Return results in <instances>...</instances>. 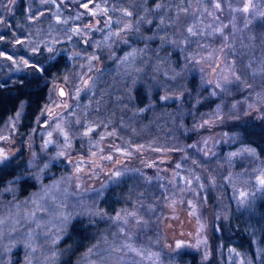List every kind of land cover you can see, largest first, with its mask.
<instances>
[{
    "label": "rangeland",
    "instance_id": "374dc122",
    "mask_svg": "<svg viewBox=\"0 0 264 264\" xmlns=\"http://www.w3.org/2000/svg\"><path fill=\"white\" fill-rule=\"evenodd\" d=\"M58 56L37 116L22 101L0 126V166L22 165L0 187V264L211 261L213 222L264 188L235 129L264 121V0H0V82ZM137 84L153 101L131 116ZM148 107L163 125L133 129ZM72 225L91 240L75 256Z\"/></svg>",
    "mask_w": 264,
    "mask_h": 264
},
{
    "label": "trees",
    "instance_id": "16d2710c",
    "mask_svg": "<svg viewBox=\"0 0 264 264\" xmlns=\"http://www.w3.org/2000/svg\"><path fill=\"white\" fill-rule=\"evenodd\" d=\"M147 1L149 6H154L156 3L166 0ZM61 57L58 56L56 60L49 63L44 62L40 68L34 64V66L30 67V74L28 75L21 74L13 78V81L5 80L0 82V126L7 117L17 110L18 105L22 101L26 102L24 122L32 121L37 116L47 93L46 86L42 85V78L49 75L50 72L58 70V68L62 69L65 67ZM191 83L192 85L194 84V82ZM204 94L205 91H198L196 94L197 99H202ZM148 95L143 84L135 85L132 90V98L129 100L130 106L127 114L129 113L132 116L133 114L131 113L136 111L135 109L138 105H148L153 101V98L148 97ZM215 101L212 99L210 102L209 100L208 104L212 106ZM205 106V102H198L196 111L203 110ZM148 108V113L136 119L134 124V120L131 118L130 120L134 126L135 124L138 126L139 124L147 125L150 132L155 129L159 130L163 124H160L161 121L158 118H161L164 112ZM235 125L242 143L252 146L260 155L264 156V121L248 118L243 123ZM138 126L133 127V129H137ZM21 166L16 161L0 166V187L15 177ZM229 208L228 216L222 217L217 223L213 222L212 224L211 242L214 258L207 263H201L197 254L182 252L178 256L179 258H176V262H181L182 264H220L217 255L221 254L224 256L227 248L231 247L235 251L246 255L251 264H264V188L246 206L235 208L234 205H230ZM212 213L215 214V210ZM89 237L88 234H83V231L77 229L76 225H72L65 239V243L71 248L70 255L75 256L80 253L86 244L91 241Z\"/></svg>",
    "mask_w": 264,
    "mask_h": 264
},
{
    "label": "water",
    "instance_id": "95a60500",
    "mask_svg": "<svg viewBox=\"0 0 264 264\" xmlns=\"http://www.w3.org/2000/svg\"><path fill=\"white\" fill-rule=\"evenodd\" d=\"M63 93V94H62ZM58 94L61 96V97H65L66 96V91L64 90V88L61 86L59 87L58 89Z\"/></svg>",
    "mask_w": 264,
    "mask_h": 264
},
{
    "label": "snow or ice",
    "instance_id": "6c2138e0",
    "mask_svg": "<svg viewBox=\"0 0 264 264\" xmlns=\"http://www.w3.org/2000/svg\"><path fill=\"white\" fill-rule=\"evenodd\" d=\"M87 5H85V7H86ZM217 7H219V5L217 4L216 5ZM245 10H247V9H245ZM129 15L131 14V13H128ZM191 31V30H190ZM9 59H11V57H8ZM63 94V93H62ZM0 155H2V154H0ZM118 175V174H117ZM261 183H264V181H261ZM177 247H180V245L178 244L177 245Z\"/></svg>",
    "mask_w": 264,
    "mask_h": 264
}]
</instances>
